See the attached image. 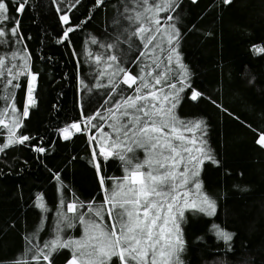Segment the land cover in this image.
Returning a JSON list of instances; mask_svg holds the SVG:
<instances>
[{"label": "trees", "instance_id": "1", "mask_svg": "<svg viewBox=\"0 0 264 264\" xmlns=\"http://www.w3.org/2000/svg\"><path fill=\"white\" fill-rule=\"evenodd\" d=\"M73 2L26 0L22 13L15 10L16 0L9 3L8 15L18 20V33L24 39L5 37L0 42V57L12 52L25 55L28 70L38 74V79L36 103L29 109V116L22 119L23 127L17 130L18 135L28 134L33 139L0 153V264L30 260L28 236L34 235L40 244L54 238L61 199L65 205L73 200L83 203L85 207L80 212L86 213L85 219L99 221L86 207L94 202L93 207L99 209L104 203V192L92 163L95 141L89 142L87 131L64 141L58 129L72 122L82 123L83 117L97 111L107 116L106 108L121 94H133L122 83V74L114 78L115 95L110 87L97 86L108 83L111 70L103 78L99 74L107 67L109 55H115L119 67L132 75L140 76L141 69L151 70L146 66L152 60L141 55L143 45L132 35L136 26L127 19L134 14L137 0H103L100 7L96 0H80L75 6ZM178 3L180 7L175 12H161L159 16L162 22L169 14L173 16L168 23L181 33L176 48L179 64L187 69L192 88L203 96L192 101V89L185 87L179 92L173 112L186 122L203 121L206 147L218 161L205 162L197 178L201 191L216 201V215L185 211L180 221L184 241L180 258L182 264H264V149L255 143L264 133V54L253 50L264 47V0ZM58 7L63 11L58 12ZM69 8L70 24L66 25L60 15ZM11 23L10 20L5 27H11ZM68 26L76 30L61 43ZM108 45L113 47L109 49ZM96 56L103 58L99 64ZM154 56L164 61L161 68L167 70V51L157 50ZM179 64L173 55L168 74L177 89L182 78ZM26 81V76H20L18 89L0 88V96L14 94L17 115L24 107ZM4 84L5 80H0V85ZM5 104L10 112L12 101L0 99V119L11 127L10 115H3ZM104 130L111 131L107 123ZM7 136V129L0 125V145L7 142ZM41 138L47 148L43 156L31 148ZM135 155L140 160L145 157L143 150H137ZM98 159L105 186L111 190L114 181L110 178H121L123 165L115 158L107 162ZM56 173L60 181L54 179ZM37 196H43L48 211L35 207ZM72 222V228L62 225V239L84 237L83 226L75 218ZM104 223H108L106 214ZM213 225L230 232L233 239L227 243L219 239ZM71 255L70 249H60L53 254L52 264H66ZM111 264H119L118 258L113 257Z\"/></svg>", "mask_w": 264, "mask_h": 264}, {"label": "snow or ice", "instance_id": "2", "mask_svg": "<svg viewBox=\"0 0 264 264\" xmlns=\"http://www.w3.org/2000/svg\"><path fill=\"white\" fill-rule=\"evenodd\" d=\"M10 2L0 0V42H4L5 37L24 39L18 33V20L8 15ZM79 2L74 0L73 6ZM231 2L221 0L222 4ZM102 3L103 0H96L97 7ZM26 6V0H16L15 10L22 13ZM179 7L178 0H137L134 14L127 19L136 26L132 35L143 45L145 51L141 55L152 60V64L146 66L151 70L141 69L140 76L132 75L125 68L119 67L115 55H109L105 60L107 67L99 74L103 78L111 70L108 83L97 86L110 87L112 95H115L117 84L114 78L122 74V83L132 89L133 94H121L111 107L106 108L107 116L97 111L94 115L83 117V127L82 123L72 122L58 129L64 141L70 140L75 133L85 131L90 134L89 142L95 141L92 163L104 192V203L99 209L93 207L94 202H89L86 207L87 212L99 218V221L91 217L85 219L86 213L80 212L85 207L83 203L73 200L65 205L61 199L54 238L40 244L35 242L34 235L26 237L31 259L17 261L16 264H41L42 261L52 264L53 254L60 249H70L72 252L66 264H111L113 257L118 258L119 264H182L180 257L184 241L180 221L185 211L191 210L209 217L216 215V201L201 191L202 184L197 179L205 162L218 163L206 147L205 125L203 121L180 120L173 112L179 92H183L185 87L192 89L189 97L192 101L203 96V93L192 88L187 79V69L179 64L176 48L181 33L174 24L168 23L173 20V16L169 14L163 22L159 16L161 12L173 13ZM57 11L63 9L58 7ZM70 11L71 8L60 15V20L66 25L70 24ZM10 20L11 27L6 28ZM75 30L76 27L68 26L60 42L68 41L69 34ZM92 43L97 42L92 40ZM107 47L111 49L113 45ZM157 50L161 53L167 51V70L161 68L164 61L154 56ZM253 50L264 54V47ZM173 55L182 70L179 89L170 81L168 74ZM94 59L99 64L103 58L96 56ZM17 60L22 63H13ZM113 63L116 64L115 68ZM20 76L28 77L26 103L22 113L17 115L19 110L12 92L0 96V99L12 101L10 112L9 106L3 105V115H10L12 126L9 127L0 119V125L8 131L7 142L0 145V153L13 145H24L33 139L28 134L18 135L17 130L23 127L22 119L29 116V109L36 103L34 93L38 74L28 70L27 57L23 54L12 52L8 57H0V80H5L0 88L7 86L18 89L21 86L18 82ZM105 123L111 129L110 132L104 130ZM93 129L95 133H92ZM255 143L264 149V133L259 134ZM31 148L41 156L47 152L42 138ZM137 150L144 151L143 160L136 157ZM98 157L104 162L115 158L123 165L124 175L121 178H110L114 181L111 190L105 186L106 180L101 174V160ZM54 179L60 181L59 173L55 174ZM35 200V207L43 212L48 211L43 196H37ZM105 214L108 217L107 224L104 223ZM73 218L83 226L84 237L62 239V225L72 228ZM212 228L225 243L233 239L230 232L216 225Z\"/></svg>", "mask_w": 264, "mask_h": 264}, {"label": "rangeland", "instance_id": "3", "mask_svg": "<svg viewBox=\"0 0 264 264\" xmlns=\"http://www.w3.org/2000/svg\"><path fill=\"white\" fill-rule=\"evenodd\" d=\"M62 22V21H61ZM63 23V22H62ZM27 79H28V77H27ZM26 88H27V85H26ZM25 103H26V89H25V100H24V105H25ZM7 139H8V136H7Z\"/></svg>", "mask_w": 264, "mask_h": 264}, {"label": "water", "instance_id": "4", "mask_svg": "<svg viewBox=\"0 0 264 264\" xmlns=\"http://www.w3.org/2000/svg\"><path fill=\"white\" fill-rule=\"evenodd\" d=\"M74 131V130H73Z\"/></svg>", "mask_w": 264, "mask_h": 264}]
</instances>
